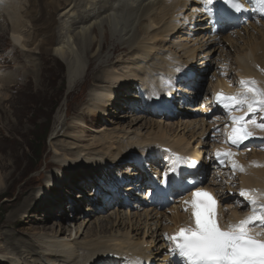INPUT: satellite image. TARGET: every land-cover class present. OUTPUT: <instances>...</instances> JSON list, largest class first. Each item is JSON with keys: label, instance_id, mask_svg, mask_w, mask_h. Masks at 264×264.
<instances>
[{"label": "bare ground", "instance_id": "6f19581e", "mask_svg": "<svg viewBox=\"0 0 264 264\" xmlns=\"http://www.w3.org/2000/svg\"><path fill=\"white\" fill-rule=\"evenodd\" d=\"M82 1H87L84 5L85 12L78 10ZM137 1L139 2V0H0V20L3 19L7 24L3 30L4 25L0 22V39L8 35L14 45L22 48L24 58H31L35 52H40L39 64L34 65L33 58L32 65L28 66V62L21 65L14 74L11 71L2 72L0 70V98L5 100L6 97H10L5 93V90L8 91L10 84L15 82L14 78L17 75L22 78L25 77V82L21 86H17L15 96L19 95L23 88L30 89L34 94L40 93L47 86L48 76L56 71L53 62L57 63L60 60L65 62L66 60L71 77L73 79L76 77L73 81L74 85H72L78 84L67 93V95H72L76 99L71 101L70 106L65 103L67 116H74L72 118L75 121L73 125H68V128H80L87 132L89 126L94 125L102 115H112L117 113V108H125L124 103L128 102L130 93L134 91L136 80L142 83L143 91L148 100L157 99L165 94V87L157 83V81L163 79L161 77L162 71H165V74L178 73L181 68L188 66L198 77L195 80V84L198 85L202 84L204 76L208 75L206 73L215 68L214 65L218 69L220 62L214 61L220 57L224 58V65L229 63L231 72L234 71L233 65L247 67L246 59L250 58L254 63H261L263 70L257 71L251 66L248 70L255 72L264 80V75H261L264 72V54L262 56L256 55L257 52L264 51V36L254 38L253 32V41L246 39L244 36L236 38V34H239L240 30H236L235 27L239 24L233 26L222 20L217 13V6L215 4H212L213 6L209 5V0H188L200 5L202 11H204L208 21H202V25L182 15L188 7L187 1L140 0L143 2L141 5L137 4ZM59 10L64 11L61 16L68 19L64 22L68 23L69 27L72 25L77 26L73 31L78 29L77 35L81 38L92 34V32L94 33V30L98 27H104L105 38L102 44L99 41L100 38L97 40L92 39L94 36H89L91 39L86 40L84 37L83 39L86 42H82L78 46L76 38L69 29L63 31L65 34L63 33L61 39L56 38L53 34L58 23L55 14ZM136 11H141L138 20L134 16ZM191 16L192 14H190ZM135 21L141 27L138 33L133 32ZM183 25L190 29L191 34L189 36L188 29ZM252 26H254V31H258L255 25ZM192 28L197 29L195 35H192ZM214 30L219 32L213 33ZM218 34L221 40H216ZM222 39L223 41H229L234 46H239L238 42L245 40L246 44L239 46V50L232 54L226 44L217 46V44H221ZM96 44H99V48L93 51ZM47 53H54V55L50 58ZM107 54L111 56L107 57ZM84 56L88 57V63L84 61ZM1 57L7 59L0 53ZM20 58L5 61L4 64H10L12 61L19 62ZM81 64H89L85 79L82 82L78 80L79 75H82L85 71V67ZM3 67L2 62H0V68ZM177 68L179 71H176ZM238 74L241 75L240 72ZM230 75V73L225 75L223 72L216 81L217 83L222 81L225 88L232 92L236 87L228 79ZM167 79L175 89L180 91L182 81L173 77H167ZM239 86L242 87L244 84L239 81ZM252 86L255 89V84H252ZM78 87H80V91L72 94ZM199 87H196L197 91L194 93L195 98H193L194 101L197 100L198 102L200 99L197 98L196 94L201 92ZM216 87L217 84L213 94L217 91ZM210 92L206 90L204 95ZM15 96L11 99L17 103L18 98ZM4 97L5 99H3ZM142 106L143 104L139 108L140 112L131 114L135 116L132 122L141 121L144 117H148L139 115V113H144L141 110ZM261 107H264V105L258 102L255 117L258 122L264 123V112L260 111ZM0 108H2L1 104ZM197 108L199 109V106ZM155 112L159 111L155 109ZM98 113H102V115ZM159 114L163 113L159 112ZM129 115V111L127 113L124 111V113L117 115V121L114 118L109 119L111 123L117 126L111 130L107 127L97 128L98 131L96 132H99L100 135L92 140L88 139L85 147H81L79 144L84 143L83 138H86L87 135H81L77 137V140H71L72 142H65L64 137L56 138L57 140L52 143V147L56 153H59L57 154L59 159L56 157L54 160H52L53 158L46 159L45 168L38 175H34V180H30L33 177L30 175L25 179L26 182L19 194L20 205L18 204L17 213L11 212L12 218L10 219H16L18 224L22 219L29 220L30 223L39 221L40 223L31 225L27 230L28 233L32 231L35 235L21 233L23 229L17 230V224L6 226V228L11 229L1 232L8 239L12 238L13 242L10 241L11 239L5 240L7 251L4 253L0 250V262L4 264L9 263V261L16 264H111V261L105 259L106 254L110 252L118 254L128 252L148 253L150 249L145 248V246H153L154 252L151 251L153 255L162 256L164 254L165 244L162 241V233L157 229L160 220L156 211L149 206L142 208V212L132 213L127 210V216L122 213L123 210L116 208L115 210L103 212V214L101 211L108 209V207L103 208V206L108 204L103 206L99 204L102 200L100 198L102 194L100 193V196L97 195L95 199H92L94 195L92 186L89 184L78 185L77 182L72 181L71 176L70 178H60L59 188L63 189L59 192L64 197L63 200L61 195L56 192L52 195L50 201L48 199L44 201V188L39 189V186L45 180L49 183L57 181L59 175H56L55 171L48 174L55 162L64 165V169L71 168L73 165L78 167L79 165L90 164L89 168L95 170L92 171L93 173H99V175L104 176L102 178H107L112 176L114 169H118L120 166L124 165L121 171L126 169L128 154L137 152L148 154L149 151L156 150L155 145L157 144H170L181 151L182 154L198 159L203 156L208 145V141L206 142L203 139L205 135L204 125L201 124L203 131L198 136L187 137L185 134L186 129L188 130L193 124L203 119L200 113L197 117V113L188 112V110L184 115L181 114L182 117L179 122L182 123L181 127L184 128L182 132L175 131L174 125L176 122L173 121L176 117L170 113L166 114L165 117H161L167 121L164 129L159 127L158 130H155L151 125L146 131L133 128L130 125H123V121L120 120L121 117L126 118ZM184 116L187 117L184 118ZM154 117L156 116H149V119L154 122ZM179 122L176 124H180ZM143 124L139 126L143 127ZM194 132L195 130H192L191 134ZM59 134L60 131L57 135ZM170 135L172 138L168 137ZM59 136H67L66 131ZM9 139L10 142L15 143V147L23 143L22 141H14V137H9ZM260 143H264V141L261 140L256 144L260 146L261 153H264V144L260 145ZM192 145H197V147L202 145L203 148L193 150L191 149ZM70 150H76L77 152L68 153ZM62 155L64 156L61 157ZM69 155L71 156L69 157ZM259 156L264 158V155ZM254 157L257 158L258 156L254 154L248 156L249 168L244 173L238 172V176L241 179V187L248 185V187L256 186L262 189L260 198L264 200V163L256 162ZM131 162L136 163L133 165L134 168H139L137 164L141 165L140 160L133 159L129 161V163ZM42 166L43 163L40 162L39 168ZM45 171L48 175H45ZM205 171L206 168H204ZM209 174L210 167L208 174L205 173V180L202 176V182H204V185L214 188L208 181ZM129 178L135 179L137 177ZM231 178V176L228 177V180ZM9 179L7 177L6 180L2 181L0 191H4L9 187L7 184ZM83 186L89 187L85 188ZM223 188L224 190L235 191L230 185ZM220 195L222 199L229 201L224 208L221 205L223 222L228 224L238 223L239 218L247 214L249 210H254V206L244 201L241 196L234 205L232 201L237 199H232L229 194L220 193ZM34 197L36 199L33 201ZM17 199L18 197L15 196L16 201ZM87 204L91 207L90 214H87L88 211L84 212V205ZM233 205L234 207H232ZM66 207H70L68 211ZM180 207L181 205L177 209ZM39 208L43 214L37 216L36 220L34 215ZM59 211H61L60 214ZM72 211L74 213L73 219L69 218V213H72ZM92 212H95L96 215L92 216ZM53 214L60 217V221L55 222L58 229L53 228L49 231L51 226L46 225V223ZM81 214H84V217L80 219ZM256 214L264 215L263 212H256ZM163 215L166 214L163 213ZM32 228H41L43 231H33ZM252 228L257 232H264V225L260 221L256 222ZM34 237L35 242L33 241ZM0 239L2 238L0 237ZM149 242L152 243L149 244ZM12 244L15 250L14 253L9 249ZM1 245L0 248H2ZM38 249L39 252L37 253ZM19 254H24L30 262H22L19 259Z\"/></svg>", "mask_w": 264, "mask_h": 264}, {"label": "rangeland", "instance_id": "374dc122", "mask_svg": "<svg viewBox=\"0 0 264 264\" xmlns=\"http://www.w3.org/2000/svg\"><path fill=\"white\" fill-rule=\"evenodd\" d=\"M138 3H139V5L143 4V2H141L140 0H139V2L137 1V4ZM84 5H85V2L82 1L78 7V10L84 11L85 10ZM195 8H197V7L193 6L192 2L188 3V7L184 10V16L186 18H189L190 14H192L191 19L196 20V14L199 13L200 10H195ZM63 12L64 11L59 10L55 16V18L58 20V25L54 30V35L56 37H61V38L65 34L63 32V31H65L64 21L68 20L66 18H63L60 15ZM140 15H141V11H136L134 14V16L136 17L137 20L139 19ZM198 21H201V20H198ZM75 27H77V26L72 25L69 28V30H70L71 34L74 35V37L76 38V42H77L78 46H80L82 44V42H86L87 39H89V38L91 39L92 36H94V38H92V39L98 40L100 38L101 40L99 39V41L101 42V44L104 41V38H105L104 27H98L94 30V33L92 32V34H90V35H85L84 37L86 38V40L83 39L84 37L81 38L80 36L77 35L78 29L73 31ZM5 28H6V24L4 25L3 30ZM257 28H258V31H254L251 28V26H248L246 28H242L241 29V31H242L241 35L246 37V39H250L252 41H253V36H252L253 32H254V38L255 37H259V38L263 37L264 36V26L262 25V26H259ZM133 29H134L133 32L138 33L141 30L139 23L137 24V22H136ZM86 36H88V37H86ZM89 36H91V37H89ZM78 37H80V38H78ZM80 40H82V41H80ZM219 40H221V39L219 38ZM222 41H223V39H222ZM223 44H226V46H228L229 51L232 54H234L237 50H239V46H241V45L244 46L243 44H246V40L238 42L239 46H234L233 44L229 43V41L221 42V45H223ZM0 45H1L0 53L4 56L8 57L9 59H10V56L12 55L11 54L12 52L16 51L18 57H21V54L23 53L19 49L17 50V48L13 47L12 42L10 41V37L8 35L5 38L2 37V40L0 41ZM96 48H99V44L98 45L96 44L93 51H95ZM47 54L49 57H53L54 53H47ZM109 56H111V55L107 54V57H109ZM18 57H14V58L17 59ZM84 58H85L84 61L86 63H88L89 62L88 57L84 56ZM35 59H36V62L39 61V60H37V59H39V54L36 55ZM65 59H67V58L65 57ZM18 61L19 62L12 61V62H10V64H4V67L1 68L2 72L3 71H5V72L11 71V73H15L18 67H21V65L26 64V63L25 64L21 63V59H19ZM30 61H32V60L29 58L28 63H27L28 66H30V64H32V63H30ZM67 63L68 62H66V60H65V62H63L61 60H60V62H57V63L53 62V66H54V69L56 71L51 73V75L48 76L47 86L40 93L34 94L31 92L30 89L23 88L22 92H20L19 95L15 96L17 94V86H21L20 82L21 83L24 82L22 77L18 76L17 79L14 80L15 82H13L11 84L9 83L11 86L8 89V91L5 90V93L10 95V97L9 98L6 97V99L4 97L3 99H5V100H2V98H0V104L2 106V108H0V185L2 184L3 180L7 179V177L10 178L8 180V183H7L9 185V187L6 190H4L5 192L0 191V237L2 238V239H0V245L2 244L1 245L2 248H0V250L4 253L7 251L6 250L7 246L5 245V240L11 239L10 241L13 242L12 238L8 239L1 232V231H8L11 229L8 227L6 228V226H11L12 224L15 226L17 224V230L23 229V231L21 233L30 234V233H32V231L29 233L27 231V230H29V227L31 225H35L36 223H40L39 221H33L30 223L29 220L22 219V220H20V222L18 224L16 219L15 220L10 219V218H12L11 212L17 213V209L20 205L19 194L22 191V187L26 182L25 179L28 178V176L30 175V176H33L30 178V180H34L35 179L34 175L35 176L38 175L41 172V170H43L45 168L44 166L46 164V159L53 158L52 160H54L55 157L58 158L57 154H59V153H56L55 149L52 147V143L57 140L56 138L64 137L65 142H72L71 140H77L78 139L77 137H79L81 135H87L86 138H83L84 143L79 144L81 147H85V146H87L86 144H87L88 139L92 140V139H94V137L100 135L99 132H96V131H98L99 128L107 127V129L111 130V129H113V127L117 126L116 124L111 123L109 119L114 118V120L117 121V117H118L117 115L118 114H122V113H124V111L127 113V111H129V110H122L121 108H117V113L112 114V115L103 116L102 113H98L99 115H102V117L100 116L101 118H99V120L96 121V123L94 125H90L87 132H85V130H81L80 128H75V127H69L68 128V125H73L75 121L73 120L74 116H72L73 118L71 116H67V106H65L66 105L65 103H68V106H70L71 101L72 100L75 101L76 99L72 95H67V93L69 91H71L73 89V87L77 86L78 84L73 86L74 85L73 81L76 77H74V79L71 77V74L68 71ZM81 65L83 67H85V71L82 73V75H79V77H78V80L80 82H82L85 78V74H86L88 64H85V65L81 64ZM206 84H207L208 89H210L211 83L208 82ZM79 91H80V87H78L72 94H76ZM3 93H4V91H3ZM13 96L18 98L17 103H15V101L11 99ZM125 105H130V104L128 102H125L124 106ZM129 113H130V115L128 117H126V118L121 117V119H120L123 121L122 123L125 126L130 125L133 128L141 129L143 131H146L148 129V127L151 125L153 126L152 128H154L155 130H158L159 127H162V129H164V127H166L167 121L164 120L163 118L154 117V122H152L149 119L148 115L141 114V115L148 116V117H144L141 121H133L132 122V120L135 119V116H132L131 114H135V113H133L131 111H129ZM89 115H92V114H89ZM108 120H109V122H108ZM179 120L181 121V118H176V119H174L173 122L177 123V122H179ZM65 123H67V125H65ZM176 123L174 125L175 131L176 130L178 132L184 131V128L181 127L182 123L179 122L180 124H178V125ZM140 124H143V127L139 126ZM145 125H146V127H145ZM110 130H108V131H110ZM192 130H195V132L193 134H191ZM59 131H60L59 135H62L66 131L67 136L57 135V133ZM201 132H202V128L199 124H193L192 127H190L188 130L187 129L185 130V134L187 137L192 136V135L198 136ZM9 137H11V138L14 137V141H16V142L22 141L23 143L20 146L15 147L14 146L15 143L10 142ZM168 137L172 138L171 135ZM71 152L76 153L77 151L76 150L75 151L70 150L68 153H71ZM63 156L64 155H62L61 157H63ZM70 156L71 155H69V157ZM40 162L43 163V166L39 168ZM73 166L71 168L67 167L66 169H64V165H61L58 162L54 163V166L52 167V169H50L48 171V174L55 171L56 175H59L57 181L56 182L53 181L54 182V184H53V182L49 183V181L45 180L44 183L39 186V189L44 188V192H43L44 193V196H43L44 201H46L47 199L50 201V198L56 192L59 193V195H61L62 200L64 199L61 192H59L60 190L63 189V188H61V189L59 188L60 178H62V177L70 178V176H71L72 181L77 182L79 185V183H81V182L84 183L85 180H88V182L91 181L94 178V176L97 175V174L92 172L95 170H92L89 168L90 164H86L83 166L79 165L78 167H76V165L74 167ZM120 167H122V166H120ZM48 174H47V171H45V175H48ZM74 182H72V183H74ZM42 186H44V187H42ZM53 187H55V188H53ZM88 187L89 186H87L85 188H88ZM15 196L18 197L17 201L15 200ZM35 199H36V197L33 198V201ZM237 200L232 201V202H236ZM67 201H69V200H67ZM69 208L66 207L67 211ZM84 208H85L84 212L88 211L87 214H90V211H91L90 208L91 207L87 204V205H84ZM55 210H57V209H55ZM109 210H115V208H108L104 211H101V213L108 212ZM61 211H59V214ZM129 211L132 213L133 212H142L141 210H139V208H136L134 210H129ZM96 212H98V211H96ZM122 213H125V216H127V214H128L126 209L123 210ZM41 214H43V213H42V210H40V208H39L37 210L36 214L34 215V218L37 220V216H39ZM98 214H100V213H98ZM55 215L56 214L51 215L50 218L47 220L46 225L51 226V228H49V231L53 230V228L58 229V226L55 224V222H59L60 217L55 216ZM76 215H78V214H76ZM94 215H96V213L92 212V216H94ZM73 216H74V213L72 211V213H69V218L73 219ZM81 217L83 218L84 214H81L79 218L81 219ZM32 230L37 231V230H41V228L40 229L32 228ZM41 231H43V230H41ZM68 232H69V229H68ZM32 234H34V233H32ZM33 241L35 242V237H34ZM149 243L151 244L152 242H149ZM9 249L12 251V253L15 252L13 244L11 245V247ZM36 252L38 253L39 249ZM22 258H24L25 260H23ZM19 259L22 262H25V261L27 263L30 262V260L24 254H19ZM9 263L10 264H16L12 261H9ZM9 263H6V264H9ZM0 264H4V263L0 262Z\"/></svg>", "mask_w": 264, "mask_h": 264}, {"label": "snow or ice", "instance_id": "6c2138e0", "mask_svg": "<svg viewBox=\"0 0 264 264\" xmlns=\"http://www.w3.org/2000/svg\"><path fill=\"white\" fill-rule=\"evenodd\" d=\"M261 10L264 11V0H258ZM176 71H179L177 68ZM243 83V82H242ZM247 93H251V99L247 96L237 98L236 96H226L223 93L216 94V101L221 103L225 109H229L233 104H247V111H255L254 102L264 105V92L253 88H247ZM264 112V107H261ZM243 116H232L233 127L229 133V139L233 145H237L249 139L253 133L249 131V125L264 128V123L257 124L255 118L248 121L243 126H239ZM221 154L218 152L217 157ZM223 155L231 157L230 151ZM193 167H196L193 162ZM195 188L191 191L190 200H185V204H190L191 217L193 223L186 227H181L174 235L168 237L174 242L171 249L173 257H178L183 264H264V232H257L249 225L253 221H260L264 225V215L253 214L241 219L238 223H229L226 227L218 223L216 214L217 200L213 194L207 190L189 185ZM241 196L245 193L242 191ZM255 204V199H252Z\"/></svg>", "mask_w": 264, "mask_h": 264}]
</instances>
